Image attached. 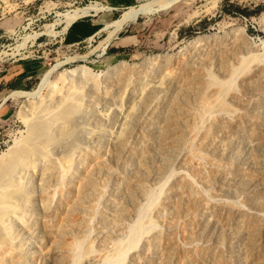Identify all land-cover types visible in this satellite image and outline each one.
<instances>
[{
    "label": "rangeland",
    "instance_id": "1",
    "mask_svg": "<svg viewBox=\"0 0 264 264\" xmlns=\"http://www.w3.org/2000/svg\"><path fill=\"white\" fill-rule=\"evenodd\" d=\"M168 1L92 11L75 19L90 33L70 41L74 20L63 30L64 14L93 2L108 6L103 0H0V161L27 151L19 220L6 221L19 264H62L50 257L60 243L70 246V264H123L132 254L139 264H165V243L143 245L149 228L169 232L166 219L174 223L167 239L177 246L170 264H187V247L208 245L210 253L191 251L198 264H264V93L243 79L257 63L262 74L252 79L264 83V0L163 6ZM150 3L153 11L113 23L130 6ZM57 62L53 86L37 90ZM184 63L198 65L197 79L181 77ZM215 87L222 93L214 95ZM214 99L225 108L212 107ZM164 146L173 147L169 155L159 152ZM124 161L129 182L121 179L126 187L116 192ZM44 169L58 173L46 185ZM241 171L246 179L230 180ZM4 184L0 175V190ZM110 199L128 212L111 210ZM247 218L257 220L255 230ZM76 220L86 225L79 229ZM122 240V254L86 257L101 242Z\"/></svg>",
    "mask_w": 264,
    "mask_h": 264
},
{
    "label": "bare ground",
    "instance_id": "2",
    "mask_svg": "<svg viewBox=\"0 0 264 264\" xmlns=\"http://www.w3.org/2000/svg\"><path fill=\"white\" fill-rule=\"evenodd\" d=\"M173 0H169L167 3L163 4L164 5H167V4H170L169 2H171ZM175 1V0H174ZM174 3V2H173ZM172 4V3H171ZM152 6H154V4L152 5L151 3L149 4V6H142V8H134L133 6H130L129 8H127L126 10L123 11L122 14H120V16L113 22L115 25H119L121 22H124V21H134L140 14H144V13H149L151 11L154 10V7L152 8ZM163 6H161L163 8ZM167 7V6H166ZM109 6H105L99 2H93V3H90V4H87L86 6H83L81 8H78V9H74L72 12H66L64 15H65V26L63 27V30H65L71 21L81 17V16H84L86 14H89L90 12L92 11H99V10H103V9H108ZM156 11V10H155ZM58 22H61L60 20ZM57 22V23H58ZM111 23V22H110ZM121 25V24H120ZM111 26V24H110ZM122 26V25H121ZM53 29V28H52ZM52 29H48L49 30V33L53 32ZM38 36V35H37ZM23 37V36H22ZM24 43V42H23ZM22 46V45H21ZM13 48V47H12ZM104 48V47H103ZM9 54V53H8ZM7 55V54H6ZM257 64V63H256ZM254 65L255 67H251L249 69V71L243 76V79H247L246 82H244L245 85L249 86V87H252V86H258L262 89V92L264 93V83L262 81H254L252 79L253 76H256L258 74V77L260 76V74H262V69L260 67H258L257 65ZM58 66V62L57 64H55V66L47 69L42 77L40 78V81L37 85V90L39 89H42L44 87H46L47 84H49L47 87L48 88H51L53 86V83L52 81L50 82V77H51V74L52 72L55 70V68ZM198 66V65H197ZM195 65H192V64H189V63H184L182 64L181 67H184V70L181 71V77H183L182 75H186V77L191 81L192 78L193 79H197L199 77V67H197ZM113 68V67H112ZM85 70V69H84ZM115 70V69H114ZM69 71V70H68ZM68 71L65 70L64 71V75L68 76ZM72 73L74 71V69H71ZM167 76L170 75L169 73H165ZM70 76V75H69ZM177 76V75H176ZM185 77V76H184ZM192 77V78H191ZM186 79V78H185ZM184 79V80H185ZM187 79V80H188ZM181 80L183 81V78H181ZM186 81V80H185ZM66 82L70 83V80H66ZM188 82V81H187ZM148 84V82H145V85ZM154 85L156 86H160L161 85V82H156L154 83ZM185 88H186V85H185ZM218 88V89H217ZM144 89V86H142L140 89H138L136 91V93H140L142 92V90ZM135 90V89H134ZM133 90V91H134ZM214 90V95L215 93L217 95L221 94L222 91L219 90V87H215L213 88ZM18 94H25V95H28L29 93H27L26 91H17ZM213 93V91H212ZM223 100V99H222ZM221 99H218L215 101L214 99V104L212 102V107L213 105H218V106H223L224 105V102L222 101ZM204 101V100H203ZM209 102V101H207ZM206 103V99L204 101V104ZM206 106L208 105L205 104ZM205 106V107H206ZM209 107V106H208ZM211 107V108H212ZM222 108H225V106H223ZM221 109V107H220ZM217 110V109H216ZM104 112V111H103ZM128 113L127 114H124L123 115V119H127L128 118ZM25 119V118H24ZM123 123V122H122ZM236 123H238L236 121ZM155 127V126H154ZM236 127H237V124H236ZM159 128V127H158ZM238 132H243V128H238ZM119 133L118 134H121L120 131H118ZM173 148V147H172ZM171 149H168L167 146H164L163 147V150L160 149L159 152H163V153H166L169 155V153H167V149L168 150H172ZM135 152H138L139 154V151L137 148H134ZM224 151V150H223ZM137 154V155H138ZM164 155V154H163ZM26 156H27V151L26 150H17L11 157H9L7 159L6 157V160H1L0 161V175L2 177L5 178V184H4V188L2 190H0V228L2 227V225H4V229H3V233L1 231L2 234H0V264H19L21 262V252L19 251V249L16 248V246L13 244L12 242V238H11V235H10V231L9 229L7 228L6 226V221L8 219H12V220H19V217L16 215V208H17V198L20 196L21 194V183H20V178L22 175L19 174V170L23 171L24 168H27V163H26ZM137 157V156H136ZM49 166H52V165H49ZM123 173H121L119 175V179L117 181V183H115V190L116 192H120V189L126 187L125 183L124 182H121V179H124L125 181L129 182L128 181V177H126V169L125 168H128V164L126 163V161H124L123 163ZM65 169V168H64ZM55 170L56 169H50V170H43L42 172V177L43 176H48L46 181H45V185L52 179L53 175L56 174V176H58L57 174L58 173H55ZM108 170V169H107ZM48 171V172H46ZM59 171V170H57ZM64 171V170H63ZM62 171V172H63ZM70 171H68L67 173H69ZM108 172V171H107ZM245 171H241L240 173H235V174H232L230 180L232 178H238L240 180L241 177H244L246 173H244ZM64 173V172H63ZM66 173V172H65ZM62 174V173H61ZM69 176H71V173H69ZM122 176H125L124 178ZM24 177V176H23ZM245 179L247 178V176L244 177ZM245 179H243V181H245ZM42 180V178H41ZM233 180V179H232ZM235 180V179H234ZM42 182H44L42 180ZM234 182V181H233ZM174 183L175 184H178L179 183V179H176L174 178ZM140 185L139 183V179L136 178V179H133V181L131 182V185L133 188H136L137 185ZM228 187H224V186H221L219 187V190L220 191H225L227 190L228 188H231L232 185H230L231 183L229 182L228 183ZM130 193L132 191H129ZM25 199V198H24ZM22 198V200H24ZM195 199V202L194 203H198V199L195 197L193 198ZM22 202V201H21ZM58 204V202H57ZM79 204L78 206L81 207V203L79 201ZM77 205V204H76ZM91 205V204H90ZM46 206V205H45ZM84 206V205H82ZM88 206V205H87ZM93 206V205H92ZM108 206L110 207L111 210H118V212L120 213H123V212H128V208L125 204H119L115 199H110L108 201ZM76 207V206H75ZM79 207V208H80ZM86 207V205H85ZM84 207V208H85ZM91 207V206H90ZM92 208V207H91ZM90 208V210H92ZM204 208H206V205H204ZM84 210V209H82ZM110 214H113L112 212H110ZM71 216V215H70ZM115 217V220L113 219V222L114 223H117L116 220L119 218L118 215H114ZM109 218H112V217H109ZM77 219V218H76ZM241 219V218H239ZM74 220V219H73ZM241 220H246L245 219H241ZM77 221V220H76ZM247 221L252 225L253 229L252 230H255V226L257 224V220L253 219V218H247ZM14 222V221H13ZM21 225L26 228L29 224L26 220H21ZM73 222L72 221V226H73ZM69 223V222H68ZM79 227V229L81 228L82 225H84L85 223L83 221H77L76 222ZM74 222V225L76 224ZM67 225V224H65ZM75 225V226H77ZM86 225V224H85ZM154 225V224H152ZM71 226V225H70ZM165 226L168 227V231L170 232L171 228L174 226V223L171 219H166L165 221ZM20 227V226H19ZM121 227V226H120ZM155 227V226H154ZM64 228L67 229V227L65 226ZM70 227H68L69 229ZM84 228V226H83ZM114 229H116L115 226H113ZM63 229V227L61 228ZM65 229V230H66ZM67 229V230H68ZM70 231V229H69ZM148 232H146L145 234V238H144V245H143V248L149 250V249H158L160 248L161 245H163V243H165V252H164V256L163 258L165 259V264H170L171 260L173 259L172 257L175 255L176 253V250H177V246H176V242L173 238H169L167 239L168 235H169V232L168 233H165V234H162V231L159 227H155L153 229L150 230V228L148 230H146ZM66 233V232H65ZM59 235V234H58ZM62 235H63V232H62ZM116 235L119 236V232H118V228L116 229ZM17 237V236H16ZM60 237V236H59ZM62 237V236H61ZM66 237V236H65ZM15 239V238H14ZM17 239V238H16ZM62 238H58L57 240H60V241H63L61 240ZM65 239V238H63ZM68 239V238H67ZM32 240V239H31ZM69 240V239H68ZM67 241V240H66ZM71 240H69L70 242ZM57 242V241H56ZM78 242V241H77ZM121 242H118V244L116 243H113V242H109V243H106V242H101L99 245L101 246L98 250L97 253H93L90 257L86 256L87 258H89L90 260H93V261H96V260H100L102 258H105V257H108L110 254H119V253H123L125 252V250L123 251V248L121 246ZM65 243H68L65 242ZM63 242V244H65ZM73 242L71 241V244ZM18 244V243H17ZM70 244V243H69ZM60 245V246H59ZM58 246L56 245V249L54 248L53 246V249H55L54 253H53V256L50 255V257H53L56 261H59V263H62V264H70V261L72 260L70 259V255L68 253H70V251L68 252V249L70 248V246L68 247H62L61 246V243L59 244ZM73 245H75L73 243ZM116 245V246H115ZM195 249H198L199 252H203V253H210L211 250H212V246H201V247H187L184 251L189 255V259H188V262L187 264H198V260L197 259H194L192 256H191V251L195 250ZM72 250V248H71ZM74 250V249H73ZM178 252V251H177ZM121 253V254H122ZM24 254V253H23ZM84 254V253H83ZM111 256V255H110ZM119 256H122V255H119ZM73 257V256H72ZM84 257V255H83ZM53 258L51 260H53ZM194 259V260H193ZM108 260V259H107ZM106 260V262H107ZM117 260V259H115ZM114 260V261H115ZM104 261V260H103ZM113 261V260H112ZM113 261V262H114ZM111 262V261H110ZM122 262H124L122 260ZM78 263V262H77ZM90 263V261H89ZM103 263V262H102ZM117 263V262H116ZM114 263V264H116ZM119 263V262H118ZM98 264V263H97ZM104 264V263H103ZM113 264V263H112ZM123 264H139V261L137 260L136 256L135 255H131L128 262L126 263H123Z\"/></svg>",
    "mask_w": 264,
    "mask_h": 264
},
{
    "label": "crops",
    "instance_id": "3",
    "mask_svg": "<svg viewBox=\"0 0 264 264\" xmlns=\"http://www.w3.org/2000/svg\"><path fill=\"white\" fill-rule=\"evenodd\" d=\"M103 1L105 2L106 5L110 6L111 8L116 9V8H119L121 5H124L125 3H130L133 0H103ZM76 22H77L76 20L71 22V24L72 23L73 24H72V27L70 28V31H69L70 41L77 40L79 38H82L84 35H87L90 33V32H87L85 34L81 33L79 26L76 25Z\"/></svg>",
    "mask_w": 264,
    "mask_h": 264
}]
</instances>
